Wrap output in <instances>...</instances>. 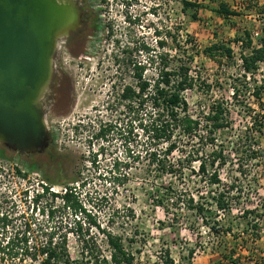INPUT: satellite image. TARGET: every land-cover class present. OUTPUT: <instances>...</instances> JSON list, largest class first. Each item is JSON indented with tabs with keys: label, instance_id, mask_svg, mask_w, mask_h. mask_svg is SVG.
<instances>
[{
	"label": "rangeland",
	"instance_id": "374dc122",
	"mask_svg": "<svg viewBox=\"0 0 264 264\" xmlns=\"http://www.w3.org/2000/svg\"><path fill=\"white\" fill-rule=\"evenodd\" d=\"M153 1L89 0L87 3L93 11L96 29L81 59L91 63L74 68L79 88L76 107L66 111L59 97L55 107L51 106L46 113L53 145L27 162L26 157L0 144L4 157L0 159V247L9 238L14 240L13 246L17 245L21 243L18 238L23 237L29 247H38L53 232L55 239L66 237L70 255L78 258L81 248L78 235L88 233L107 254L100 232L107 229L121 235L125 247L134 255L135 264H162L166 249L175 264H214L222 251L231 253V250L235 251L233 257L241 256L240 264H251L254 258L262 257L264 154H235L229 148L245 133L237 142L251 145L244 146L245 149L255 147L264 151V95L259 103L248 95L246 106L240 108L230 93L232 85L239 84L236 79H242L237 61L241 48L233 39L244 29L261 27L264 0H224L232 9L248 3L257 11L243 10L227 19L214 10L215 0H195L204 5L196 12L183 11L180 0H165L152 11ZM155 28L166 37L164 51L170 55L171 66L184 61L195 79V86L183 92L190 114L204 120L211 103L219 101L227 107L231 120L229 128L217 132L228 157L220 169L222 182L224 186L235 185L230 211L220 212L211 206L205 221L185 209L166 210L160 204V195L171 179L167 175L152 177L148 168L152 143L148 131L150 108L146 105L139 109L137 101L131 102L130 107L119 98L123 86L131 84L137 89L135 73L140 69L135 64L141 65L144 78H152V45L158 38ZM212 43L230 45L232 58L223 59L218 65L205 56L203 48ZM78 50L79 47L72 45V54ZM189 55L193 57L191 61ZM65 57L66 63L79 62V59L70 60L72 55ZM262 73L259 70L256 74L260 81ZM65 91L64 86L61 92ZM42 101L44 106L51 104L46 98ZM102 126L106 127L105 134L96 137ZM256 127H261L262 132H257ZM29 165L33 168L29 169ZM43 184L51 185L56 191H62L65 184L79 190V199L85 207L82 214L85 220L77 214L84 221L81 232L76 234V216L58 207L59 202L49 203L57 206L53 218L41 211L44 198L33 197ZM246 209L250 212L245 218ZM254 222L258 226L253 229ZM227 226L232 231L222 233L221 229ZM0 264L37 263L28 257H11L0 252Z\"/></svg>",
	"mask_w": 264,
	"mask_h": 264
},
{
	"label": "trees",
	"instance_id": "16d2710c",
	"mask_svg": "<svg viewBox=\"0 0 264 264\" xmlns=\"http://www.w3.org/2000/svg\"><path fill=\"white\" fill-rule=\"evenodd\" d=\"M215 1L217 7L214 10L224 19L231 15H239V12L243 10L256 11L248 3L247 5L239 4L237 9H232L224 0ZM164 2L165 0L153 1L152 11ZM180 2L183 11L192 9L196 12L197 9L204 6L195 0H180ZM261 9L264 10V7ZM263 12L262 14H264ZM192 17H195L194 13ZM260 29L261 35L256 39H253L250 29L242 30L233 39L241 48L242 62L239 65L241 71L239 76L242 79H236L239 84L234 83L230 93L234 104L240 108L246 106L248 95L253 96L258 103L263 99L264 21ZM154 33L158 38L152 45V78H144L141 73V65L135 64V68L140 69L135 73L137 89L131 84L123 86L119 98L126 101L130 107L131 102L137 101L139 109L146 105L150 108L148 131L152 143L148 150V168L152 170V177L162 178L167 175L171 179L164 186V192L160 195V204L166 210L171 207L175 211L178 208L185 209L187 212L195 214L197 219L205 221L208 218L206 212L211 206H215L220 212L230 211V203L233 198L231 192L235 185L231 183L224 186L222 182L220 169L226 164L228 157L225 155L224 141L217 138V132L229 128L231 120L227 116V107L219 101L211 103L208 108L209 112L203 117L204 120L190 114L189 103L183 96L186 89H192L195 86V79L190 73V67L184 61L176 66H171L170 55L164 51V38L166 37L157 28L154 29ZM143 48L146 49L145 46ZM203 53L220 65L223 59L230 60L232 58L233 49L226 43H212L203 48ZM188 58L191 61L193 57L189 55ZM259 70L263 72L261 81L256 76ZM105 130L106 127H100L95 136H103ZM256 130L259 133L262 132L261 127ZM243 136L246 134L244 133ZM243 136H239L236 140H241ZM237 141L234 146L232 144L233 147L229 148L232 153L245 155L246 152H252L253 156L259 153L264 154V151L257 150L255 147L245 149L244 146L251 145L245 143L243 146ZM240 145L242 149H240ZM3 158L0 152V159ZM93 161L95 159H92ZM28 167L29 169L33 168L32 165ZM239 168H241L239 169L241 174L243 163ZM51 188V185L43 184L41 190L37 191L33 197L35 200L44 198L42 210H39L53 218L54 209L57 206L53 207L49 203L59 202L60 206L58 207L69 210L76 216L74 224L78 230L76 234H78L82 230L84 221L81 222L77 214L82 216L85 213V207L79 199V190L75 186L66 184L62 191ZM204 188L206 189L204 190ZM249 212L247 209L244 210L243 216L246 218ZM257 226V223H251V228H257ZM86 231L88 232L87 229ZM221 231L226 234L231 232L232 228L227 226ZM100 232L103 234L107 254L104 253L100 243L88 236V233H80L78 235L81 242L80 257L73 258L68 250L66 237L61 236L55 239L53 232H49L38 247H29L25 237L18 238L21 243L13 246L14 240L9 238L4 247H0V252L11 257L17 255H20L21 258L28 257L37 264H135L134 255L125 247L121 235L107 229H100ZM29 248L34 250L30 251ZM230 252L222 251L220 259L214 264H238L241 256L233 257L235 251L231 250ZM253 260L255 264L258 261L264 264V258L256 257ZM162 264H175L167 249L162 258Z\"/></svg>",
	"mask_w": 264,
	"mask_h": 264
},
{
	"label": "water",
	"instance_id": "95a60500",
	"mask_svg": "<svg viewBox=\"0 0 264 264\" xmlns=\"http://www.w3.org/2000/svg\"><path fill=\"white\" fill-rule=\"evenodd\" d=\"M80 16L75 0H0V144L20 153L46 145L42 99L58 40Z\"/></svg>",
	"mask_w": 264,
	"mask_h": 264
},
{
	"label": "flooded vegetation",
	"instance_id": "af4514ba",
	"mask_svg": "<svg viewBox=\"0 0 264 264\" xmlns=\"http://www.w3.org/2000/svg\"><path fill=\"white\" fill-rule=\"evenodd\" d=\"M81 8V16H80V24L75 28L69 30V32L64 35L62 38L58 40L57 48L54 54V67H53V74L50 84L44 94L43 98H46L51 101L49 106H44L45 109V116L46 113H49L51 110V106H54V102L59 97H62L64 107L66 111L70 109H74L77 105L78 100V93L79 88L77 86V80L75 78V71L74 68L77 66L88 65L91 62L87 59H81L84 54L87 53L88 43H90V39L92 34L95 32L96 23L93 17V11L88 9L87 3L89 0H75ZM72 45L79 47L77 53L72 54L71 51ZM72 52V53H71ZM81 53V54H80ZM69 54L72 55L70 60L79 59L78 63H68L65 62V55ZM75 55V56H73ZM76 57V58H75ZM76 64V65H75ZM75 65V66H74ZM67 72H66V71ZM66 88L64 93L61 92L62 88ZM53 145V139L49 138L46 141V145L43 149L36 153H20L17 152L19 155L26 157V161L30 162V159L39 153H42L46 149H49Z\"/></svg>",
	"mask_w": 264,
	"mask_h": 264
},
{
	"label": "built area",
	"instance_id": "2783aa9c",
	"mask_svg": "<svg viewBox=\"0 0 264 264\" xmlns=\"http://www.w3.org/2000/svg\"><path fill=\"white\" fill-rule=\"evenodd\" d=\"M251 32H252V37H253V39H256V38H258L260 35H261V29L260 28H258V29H255V30H251ZM237 61L241 64V58L239 57L238 59H237ZM52 189V188H51Z\"/></svg>",
	"mask_w": 264,
	"mask_h": 264
},
{
	"label": "crops",
	"instance_id": "0c3cea01",
	"mask_svg": "<svg viewBox=\"0 0 264 264\" xmlns=\"http://www.w3.org/2000/svg\"><path fill=\"white\" fill-rule=\"evenodd\" d=\"M260 254H261L262 257L264 258V246H262V250H261ZM262 257H260V258H262ZM251 264H255V263H251ZM257 264H261V262L258 261Z\"/></svg>",
	"mask_w": 264,
	"mask_h": 264
}]
</instances>
